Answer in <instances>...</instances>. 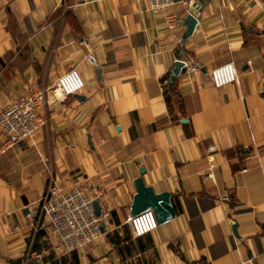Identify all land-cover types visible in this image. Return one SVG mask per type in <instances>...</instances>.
<instances>
[{
    "label": "crops",
    "instance_id": "0c3cea01",
    "mask_svg": "<svg viewBox=\"0 0 264 264\" xmlns=\"http://www.w3.org/2000/svg\"><path fill=\"white\" fill-rule=\"evenodd\" d=\"M194 2L153 13L147 0H0V110L72 68L84 81L48 95L45 127L0 153V264H25L29 249L44 254L31 264H264V0H207L181 47ZM180 50L187 67L171 97ZM225 63L238 80L215 89L209 73ZM142 168L176 217L134 238ZM51 178L89 186L102 210L82 251L55 252L37 229Z\"/></svg>",
    "mask_w": 264,
    "mask_h": 264
},
{
    "label": "built area",
    "instance_id": "2783aa9c",
    "mask_svg": "<svg viewBox=\"0 0 264 264\" xmlns=\"http://www.w3.org/2000/svg\"><path fill=\"white\" fill-rule=\"evenodd\" d=\"M175 1L147 0V3L149 10L157 13L168 9ZM85 61L92 64V55L87 54ZM188 69L195 70V67L191 65ZM209 80L215 89L235 83L238 74L234 64L225 63L215 67L209 73ZM52 87L55 96L66 98L81 92L84 81L80 73L72 68L62 74ZM48 90L37 89L21 95L0 110V134L3 136L0 153H5L20 142L31 143L37 132L45 127ZM66 183L51 178L35 206L38 231L45 230L53 250L61 254L82 251L101 234V218L95 215L88 194L89 186H71ZM127 223L134 238L150 234L158 227L151 210L129 217ZM43 258L42 252L33 249H29L24 256L25 264L42 261Z\"/></svg>",
    "mask_w": 264,
    "mask_h": 264
},
{
    "label": "water",
    "instance_id": "95a60500",
    "mask_svg": "<svg viewBox=\"0 0 264 264\" xmlns=\"http://www.w3.org/2000/svg\"><path fill=\"white\" fill-rule=\"evenodd\" d=\"M207 0H195V2L189 7L186 16L182 19L183 26L185 27V31L182 34L179 44L182 47L184 42H186L194 33L197 26V11L200 10L201 6L206 3ZM183 54V50L179 51V58L174 62L170 72L169 77L166 81V87L168 93L171 97L173 94V87L178 79V77L182 74L185 69V64L181 61V57ZM99 76V71H97ZM78 99H81V96H76ZM83 99V98H82ZM181 123H186V120H182ZM119 128L117 127V130ZM20 145H25V142H20ZM144 169L142 168L139 172V177H137L133 181L135 195L133 196L132 203L130 206V216L133 217L137 214L145 212L147 210H151L156 223L158 226L164 225L176 217V213L172 203V195L169 192H155L151 186L145 185L142 179V175L144 174ZM92 207L94 209L95 215L98 218L102 217V210L99 206L98 201H92ZM102 232V227H101ZM232 232L237 237V224L232 226Z\"/></svg>",
    "mask_w": 264,
    "mask_h": 264
},
{
    "label": "trees",
    "instance_id": "16d2710c",
    "mask_svg": "<svg viewBox=\"0 0 264 264\" xmlns=\"http://www.w3.org/2000/svg\"><path fill=\"white\" fill-rule=\"evenodd\" d=\"M165 99H166V103H167V105H168V107L169 108H171V98H170V96L168 95V93L167 92H165Z\"/></svg>",
    "mask_w": 264,
    "mask_h": 264
},
{
    "label": "rangeland",
    "instance_id": "374dc122",
    "mask_svg": "<svg viewBox=\"0 0 264 264\" xmlns=\"http://www.w3.org/2000/svg\"><path fill=\"white\" fill-rule=\"evenodd\" d=\"M48 89H49V90H48V92H47V93H48V94H47V97H48V95H50V96L53 95V97L56 98L57 96H55L54 93H53V87H49Z\"/></svg>",
    "mask_w": 264,
    "mask_h": 264
}]
</instances>
